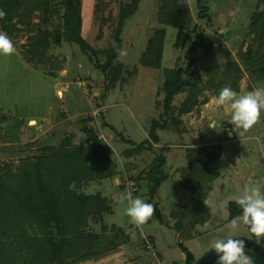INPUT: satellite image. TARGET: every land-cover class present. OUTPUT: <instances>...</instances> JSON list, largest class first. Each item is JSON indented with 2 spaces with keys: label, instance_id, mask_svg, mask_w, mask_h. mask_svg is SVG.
<instances>
[{
  "label": "rangeland",
  "instance_id": "rangeland-1",
  "mask_svg": "<svg viewBox=\"0 0 264 264\" xmlns=\"http://www.w3.org/2000/svg\"><path fill=\"white\" fill-rule=\"evenodd\" d=\"M49 1L46 10L22 8V17L16 15L12 22L6 20V27L0 19V32L7 34L16 49L10 56L0 54V195L4 181L22 180L33 174L32 168L44 172V177L51 181L58 178L60 185L63 180L67 181L64 187L76 191L77 202L79 197H83V202L85 195L102 194L110 207L94 215L85 211L86 222L80 219L77 223V215H74L73 229L72 225L68 228L71 229L69 238L107 230L109 236L118 232L121 243L108 253L76 264H134L139 259L143 264L183 263L180 255L183 247L178 245L175 225L178 217H174L173 223L171 211H181L180 218L184 222L193 219L195 224L198 222L194 224L197 228L194 235L186 241L197 260L210 251L211 243L217 238H255L243 223L236 229L231 228L230 221L237 215H232L230 202L246 186L259 187L264 192V111L260 121L239 136L230 123V109H217L213 97L225 86L239 94L264 87V77L254 72L258 66L259 43L254 40L251 29L258 0H206L205 17L199 15L198 0H191L184 27L170 23L171 12L179 0H141L125 20L123 49L127 54L121 59L131 69L138 67V73L123 88L118 84L112 89L107 88L106 72L96 66L95 60L78 42L68 39L64 33V0ZM83 2V35L98 50L100 61L104 63L107 54L103 47L111 34L110 24L105 25L103 21L110 7L109 0ZM119 6L120 0H113L114 14L119 12ZM158 27L167 29L162 67L185 66V53L195 46L201 82L175 95L174 104L179 106L190 98L186 104V107L191 106L190 110L181 115L185 130L160 126L156 129L160 142L155 143L154 148L139 151L123 137L137 143L150 139L153 118L159 117L164 109L161 102L164 94H159V84L161 76L165 75L159 67L145 66L141 62L149 39ZM55 31H60L61 41L55 40ZM247 52L251 53L250 57L245 56ZM232 62H237L241 70L213 88L212 79L217 72L214 69ZM237 74L240 75L238 80ZM210 120L221 122L223 130L217 132L208 128ZM86 125L94 128L93 135L113 148L117 168L104 178H87L76 171L71 180V173L61 169V151L91 142ZM211 145L221 147L211 148ZM195 147L201 150L189 156V149ZM160 148L168 157L163 167L166 178L162 185L165 183L170 191L161 195L158 203L161 215L156 210L153 220L138 228L129 222L125 214L127 202L121 203L120 195L131 191L133 197L139 196L148 202L151 197L148 172ZM210 169L223 175L218 180L213 179L212 184L217 188L211 196V206L204 202L208 192L203 181ZM187 180H191L192 185ZM209 207L215 212V218L210 220L211 225H205ZM4 214L0 202V217ZM33 217L34 214L31 219ZM39 223V218L24 223L23 236L15 238L19 246L25 244L27 237L43 233ZM61 226H56L54 221L49 226L57 239L64 235L67 223ZM16 230L18 234L19 229ZM147 232L157 235V245ZM147 238L151 239L154 250L148 247ZM259 241L264 244V237ZM174 243L178 246L167 249ZM25 249L18 252L23 258L17 259L16 264L26 263L29 250L27 246Z\"/></svg>",
  "mask_w": 264,
  "mask_h": 264
},
{
  "label": "trees",
  "instance_id": "trees-1",
  "mask_svg": "<svg viewBox=\"0 0 264 264\" xmlns=\"http://www.w3.org/2000/svg\"><path fill=\"white\" fill-rule=\"evenodd\" d=\"M140 1L141 0H120L119 12L114 14L113 0H109L108 3L110 7L107 14L104 15L103 21L105 25L110 24L111 34L105 45L106 47H103V50L107 54V59L102 63L99 58L98 50L89 43L82 32L84 20L83 0H64V4L66 5V29L64 33H66L68 39L78 42L83 51L90 56L91 59L95 60L96 66L106 72V79L109 81L107 86L108 89L115 88L118 84L123 88L124 84L129 83L132 76L138 73V67L131 69L126 66L121 59L117 60V52L113 47V42L123 49L125 20L136 8H138ZM205 1L206 0H198L199 15L201 17H205L208 12V5ZM30 3L32 6L29 5ZM49 3V0H0V10L6 13L5 17L1 19L2 25L6 27V20L11 21L16 15H21L22 17V8L27 7L28 11L33 9L46 10V8L48 9L49 7ZM261 5H264V0H258L251 29L254 33V40L259 43L257 51L258 59L256 61L258 66L254 69V72L258 73L262 78L264 77V11H260ZM189 14V4L186 0H179L177 7L171 12L170 23L176 27H184L187 23ZM55 32V40L61 41L63 36L60 34V31ZM46 33L51 34L50 31H46ZM166 35L167 29L165 27L156 28L141 58L143 65L159 67L161 73L164 74L165 77L163 78V76H161V83L159 84V94H164L161 100L164 109L159 117L153 118V128L150 139H145L137 143L133 139L123 137V139H128L130 142L134 143L135 149L139 151L154 148L153 145L160 142V135L156 131L160 126L163 128H174L180 131L185 130L186 127L181 115L184 111L190 110L191 106L188 105L186 107L190 98H186L185 103L181 106L174 104V98L181 90L187 87L195 88V86L200 85L201 82L202 72L197 66L195 46H191L186 51L184 56L186 60L185 66L179 65L173 68L162 67ZM250 44L252 46L254 43ZM249 53L250 52L244 54L250 57L251 53ZM239 70H241V67L237 62L224 64L223 66L215 68L214 71L217 72L214 74V79H212V87H219L223 81L229 80L234 76V72H238ZM235 77L238 80L240 75L237 74ZM196 94L195 92L193 93L195 98ZM84 128L88 132L91 142L86 146H73L63 149L61 151V169L63 172L67 170L71 173V180L75 176L76 171L78 174L87 178L107 177L117 168V162L112 157L114 150L109 144L102 142L97 135H93V127L86 125ZM212 147L219 148L221 146L211 145V148ZM200 150L201 148L199 147L189 149V156L194 155L193 152L197 153ZM217 155L219 156L220 152L217 153ZM215 156L216 155H213V158L217 157ZM213 158H210V161H212L211 159ZM166 162L167 156L163 149L160 148V151L156 152L153 164L148 172L149 180L151 181L149 184L151 197L148 202L153 204L160 215V207L158 206V202L154 200L156 196H158L163 180L166 178L163 172V167ZM96 168H98L99 172L97 170V173H94ZM209 171L210 173H207L209 176L204 175L206 178L203 179L207 192L212 188L213 179L221 175L219 171L213 169ZM31 172L33 174L30 173V175L22 180L16 182L8 180L3 182L4 185L1 188L2 194L0 195V202H2L4 206L5 214L0 217V264H16L17 259L23 258L18 252L20 253V251H23L26 246L29 252L25 258L26 263L23 264H76L88 257H95L108 253L120 245L119 243H121V241L118 240L119 233L117 232L114 236H109L106 233L107 230L103 231V233H86V235H81L80 233L76 235L75 238H69V231L71 229L68 228H71L72 225L73 229L72 218L74 215H77V223L80 219L86 222L83 219V213L85 211L94 215L110 207L107 199L101 196L102 194L85 195L86 198L83 202H81V198L83 197H79L80 200L77 202L76 191L71 189L68 190V188L64 187L67 181L63 180V185H60L58 178H55L53 181L46 179L44 177L45 173L36 168H32ZM59 172L60 171H58V173ZM187 182L191 184V180H187ZM230 204L232 206L233 216L239 213L241 214V210L235 203V200H232ZM180 212L181 211H177L174 213L171 211L174 217H178L175 225L179 229L188 228L190 230V227L192 228L194 226L195 220L186 221L187 223L182 221ZM32 214H34V217L31 219ZM181 216L184 217V214H181ZM38 218L41 223L38 225L43 229V233L39 234V236L27 237L25 244L23 243V246H19L15 238L23 234L22 229L26 227L24 223ZM61 220H65V223H67L66 231L60 239H57L52 235L49 226L54 221L55 225L60 228L62 227L61 224H65L61 222ZM80 225H82L81 222ZM83 226H81L82 229ZM17 228L19 229L18 234H16ZM128 236L129 235H127V237ZM182 246L188 254L187 264H197L199 259L197 260L194 253L184 243H182ZM245 253L252 258L253 264H264L258 252L245 247ZM60 254H62V256ZM60 256L62 257V262L58 261ZM217 261L218 259L213 264H217Z\"/></svg>",
  "mask_w": 264,
  "mask_h": 264
},
{
  "label": "clouds",
  "instance_id": "clouds-1",
  "mask_svg": "<svg viewBox=\"0 0 264 264\" xmlns=\"http://www.w3.org/2000/svg\"><path fill=\"white\" fill-rule=\"evenodd\" d=\"M190 6L191 0H186ZM260 11H264V5L260 6ZM6 13L0 10V19ZM113 47L117 52V60L126 56V51L118 47L113 42ZM16 51L11 39L6 33L0 32V54L10 56ZM214 105L217 109H230V123L234 131L243 136L250 131L261 118L264 111V87H257L244 94H239L231 87L225 86L220 89L219 94L213 97ZM221 122L210 120L207 124L217 132L222 131ZM121 203L127 202L125 214L129 217V222L138 228H142L154 215L156 209L152 203L145 202L139 196L133 197L131 191H126L120 195ZM209 205V201H204ZM235 203L239 206L241 214L233 217L230 221L232 229H236L240 223L247 225L251 234L259 242L264 237V192L259 187H245L243 192L235 198ZM218 254L217 264H253L252 258L245 253V242L234 238H217L211 243V249Z\"/></svg>",
  "mask_w": 264,
  "mask_h": 264
},
{
  "label": "crops",
  "instance_id": "crops-1",
  "mask_svg": "<svg viewBox=\"0 0 264 264\" xmlns=\"http://www.w3.org/2000/svg\"><path fill=\"white\" fill-rule=\"evenodd\" d=\"M167 159H168V157H167ZM221 176H223V175H220L219 177H217V180L218 179H220L221 178ZM167 181H168V179H167ZM167 184V183H166ZM184 184H185V182H184ZM186 185V184H185ZM187 186V185H186ZM217 187H216V184L214 183V184H212V188H210L209 189V191H208V197H207V200L209 201V204H210V206H211V196H212V194L216 191L215 189H216ZM168 190V191H167ZM215 190V191H214ZM170 191V189L169 188H166V185H165V183H163V185L160 187V190H159V195L158 196H156V198H155V200L159 203L162 199H161V195H163L162 193L163 192H169ZM211 191H212V193H211ZM192 196V195H191ZM187 201V200H186ZM186 201H184V202H186ZM232 201V200H231ZM173 202H178V201H173ZM230 202V201H229ZM210 208V207H209ZM119 212H120V208H119ZM172 215V214H171ZM215 218V212H213L212 213V211H211V208H210V210H209V218L206 220V222L204 223L205 225H211L210 224V220L212 221L213 219ZM171 219H172V222L174 223L175 221H176V219L174 218V216L172 215L171 216ZM153 220V217L148 221V222H151ZM212 223V222H211ZM198 224V222L195 224V225H197ZM171 225H173L172 223H171ZM193 226L192 228V230L190 229H188V228H183V229H179V228H177V232H178V234H179V243H178V245L179 244H181L182 245V243H184L193 253H194V251L191 249V247L186 243V241H189V237H192L193 235H194V232L197 230V228H196V226ZM147 233H149V235H151L152 236V239L154 240V242L156 243V245H157V243H158V237H157V235H155L154 233H151V232H147ZM145 234H146V232H145ZM185 234H187V236H185ZM184 236V237H183ZM188 237V238H187ZM177 245V243H174L173 245H169L168 247H167V249H171L172 247H175V246H178ZM183 247V246H182ZM142 254V253H141ZM180 255H181V260L183 261V263H179V262H175V263H173V264H187V260H188V254H187V251L184 249V247L181 249V251H180ZM194 255L196 256V254L194 253ZM145 258V257H144ZM159 258H162V255L160 254L159 255ZM196 258H197V256H196ZM126 259V258H125ZM143 260H136L135 262H134V264H137L138 262L140 263V264H143V262H142ZM125 264H127V263H125Z\"/></svg>",
  "mask_w": 264,
  "mask_h": 264
},
{
  "label": "water",
  "instance_id": "water-1",
  "mask_svg": "<svg viewBox=\"0 0 264 264\" xmlns=\"http://www.w3.org/2000/svg\"><path fill=\"white\" fill-rule=\"evenodd\" d=\"M234 239H240L245 242V247H248L256 252H258L264 262V244L260 241L258 242L256 238L249 237H235ZM218 254L215 250H210L201 259H199L197 264H213L218 259ZM137 264H140L139 262Z\"/></svg>",
  "mask_w": 264,
  "mask_h": 264
},
{
  "label": "built area",
  "instance_id": "built-area-1",
  "mask_svg": "<svg viewBox=\"0 0 264 264\" xmlns=\"http://www.w3.org/2000/svg\"><path fill=\"white\" fill-rule=\"evenodd\" d=\"M263 162H264V161H263ZM147 241H148V247H149L150 249L154 250V245H153L151 239H150V238H147ZM154 252L156 253V251H154Z\"/></svg>",
  "mask_w": 264,
  "mask_h": 264
}]
</instances>
